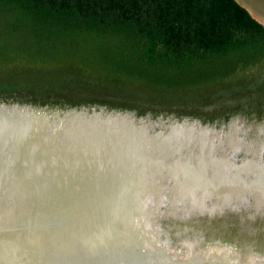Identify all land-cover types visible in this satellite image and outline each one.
Returning <instances> with one entry per match:
<instances>
[{
  "label": "bare ground",
  "instance_id": "obj_1",
  "mask_svg": "<svg viewBox=\"0 0 264 264\" xmlns=\"http://www.w3.org/2000/svg\"><path fill=\"white\" fill-rule=\"evenodd\" d=\"M47 111L18 104L1 105L0 137L5 138V134L10 132V147L6 150L10 151L8 153L10 156H5L4 159L11 158L14 161L16 149L19 154L18 161L22 162L23 157L26 158V153L23 151L35 149L39 158L48 157L49 167L58 171L56 177L48 173L51 181H47L49 186L45 187L47 192L42 203L46 212L50 214L45 200L49 198L52 202H61L84 185V181L81 183L76 178L82 176L78 174H82V170L87 168L83 165L87 162L88 166L90 158L101 152L99 140L103 137L98 130L106 126L107 134L110 133L112 123L106 124V122L113 120L112 115L106 116V113L109 114L108 111L103 113L95 111L94 115L88 116L82 112L72 119H64V116L58 118L52 112L55 110ZM193 121L194 123L187 126L174 123L175 125L171 124L172 127L170 126L167 132L151 134V137L143 136L147 154H150L149 151L156 152L161 156V161L165 159L168 162L170 166L168 175L162 173L168 182L159 188H153L149 181L134 186L135 192H129L130 202L140 201L146 209L151 203V208H154L151 218L157 217L161 204L166 205V210L162 213L180 218L199 213L210 215L216 212L222 213L225 208H238L245 205L246 201L249 203L251 201L253 216L256 217L260 210L264 213V159H262L264 138L261 136L264 132V124L257 125V131H254L257 137L251 136L253 139L245 136L244 121L237 117L233 118L230 124L220 127L216 124L205 125L196 118H193ZM118 124L124 125L125 121H120ZM136 135V130H132L124 137L127 151L138 149V145L130 142L131 139L136 138ZM240 152L249 153L251 156L238 160L235 155ZM1 159L0 157V161ZM25 167L26 165L22 163L16 176L9 179V175H6L0 183V264H22L32 260L33 253L29 254V251H26L25 254L19 255L18 251L28 238L26 231L37 230L39 236L40 230H43L35 222L33 225L26 223L31 214L30 206L20 204L22 196L18 187L21 185H14L25 184L28 178L38 176L39 167L35 169L33 176L28 171V178H22V169ZM68 167L73 173L72 176H64V170ZM156 190L163 192L157 193ZM15 203L18 205V211L12 210ZM58 209L62 213L63 205H59ZM140 218L136 216L133 223L132 221L128 223V227H120L123 228L121 241L123 246L141 249L137 250L135 255L140 256L146 263L168 264L177 260L185 264H261L255 259L257 257H251L246 262L240 261L236 258V254L226 251L224 247L194 252V246L190 245L186 257L180 258L178 254L170 251L168 245L163 250H159L156 247L157 237L143 229V225L145 229L146 226L148 227V218L145 219L143 216ZM72 232L75 235L72 237L73 245L71 243L66 246H52L55 252L52 255L54 259L67 256L71 264H76L80 257L76 248L84 246L76 231L72 230ZM53 242L57 243V241ZM42 247L39 245V248ZM59 249H63L61 255L55 251ZM190 260L194 263H189Z\"/></svg>",
  "mask_w": 264,
  "mask_h": 264
},
{
  "label": "trees",
  "instance_id": "obj_2",
  "mask_svg": "<svg viewBox=\"0 0 264 264\" xmlns=\"http://www.w3.org/2000/svg\"><path fill=\"white\" fill-rule=\"evenodd\" d=\"M19 59L187 90L264 62V26L236 0H0V63Z\"/></svg>",
  "mask_w": 264,
  "mask_h": 264
},
{
  "label": "water",
  "instance_id": "obj_3",
  "mask_svg": "<svg viewBox=\"0 0 264 264\" xmlns=\"http://www.w3.org/2000/svg\"><path fill=\"white\" fill-rule=\"evenodd\" d=\"M236 1L244 7L255 20L264 26V0ZM47 110L45 109V111L51 112L49 109ZM74 110V112L60 110L52 112H54L58 118L64 116V119H72L76 114L79 113L80 115L82 112H85L82 114L86 116L95 114V111ZM104 111L105 110H100L96 112L103 113ZM108 115H112L113 120V122H106V124L112 123L111 132L107 134L106 126L98 130V133H101L100 135L103 137L102 140H99L101 152L94 158H90L88 161L90 164L88 166L87 162L83 165V167L87 168L82 170V174H78L82 176L76 178L79 179L81 183L84 181V185H81L61 202H52L49 198L45 200V204L50 210L51 215L46 212L42 203L47 192L45 187L49 186L47 181H51L48 173L56 177L58 171L49 167L50 163L48 162V157L44 159L39 158L35 149L23 151L26 153V158L23 157L24 162L18 161L19 154L16 152V149L14 152V161L11 158L4 159L5 156H10L8 155L10 151H6L10 147V132L5 134V138L4 136L0 137V157L2 158L0 161V183L1 180L6 178V175H9V179L16 176L22 163L26 165V167L22 169V178L26 179L28 178V171L33 176L35 169L39 167L38 176L28 178V182H25V184H14L21 185V187H18L21 194L20 196H22L20 204H29L30 206L31 214L26 223L33 225L35 222L43 229L40 230L41 233L39 236L37 230L26 231L28 238L25 239L18 254H25L26 251H29V254L33 253L34 255H31L32 260H28L22 264H71L70 261L67 260V256L66 258L58 257L54 259L52 255H54L55 252L52 246H66L71 243V245H73L74 241H72V237L75 235L72 230L76 231L84 246H78L79 248L74 246L80 253V257L77 259L76 264H150L144 262V260L142 261L140 256L135 255L137 250L141 249H132V246H123L121 241V231L123 228L120 229V227H128V223L131 221L133 223V219L136 216L138 218L141 216L145 219L148 218V227L146 226L145 229L143 225V229L144 231L152 232L154 236L157 237L158 242L156 247L159 250H163L164 247L168 245L171 249L169 250L178 254L180 258L181 256L186 257L190 245L194 246V252H204L211 248L224 247L226 251L234 253L233 255L236 254V258L240 261L246 262L251 257H257L255 259L260 261L261 264H264V233L259 236L255 243L250 242V240L246 241L248 239H243L239 235L240 237L237 241H232L230 239V242H232L230 245L225 244L224 241L216 242V237L210 239L208 234H212L211 232H207L208 234L206 235V233L203 232L197 233L196 229L190 230L192 233L191 235H179L180 238H178L177 241L165 239L164 236H168L169 231L164 229V220H171L173 222V219H175L178 224H181L180 222L183 223L187 217L167 216V214L162 213L166 210V205L161 204L158 209L159 212L157 217L151 218V213L154 212V208H151V203L148 205V209H146L142 206L140 201L135 202L131 200L130 202L129 200V192L134 193V186H138V184H144L149 181L153 188H159L168 182V179L164 178L162 174L165 173L168 175V169H170L168 162L165 159L161 161V156L156 152L149 151L150 154H147L146 141L143 139V136L146 135V137H151V134L161 131L167 132L171 124L174 123L185 126L190 125L194 123L192 119L184 118L153 122L149 118H138L127 113H115V111H110L109 114L106 113V116ZM120 121H125V124L120 126L118 124ZM228 124H230V122ZM164 125L167 127L165 128ZM131 129L136 130L137 135L136 138H133L134 140L131 139L130 142H134L135 145H138V149H129L127 151L124 137L131 133ZM140 130L142 131L141 133ZM245 131L246 130H244V133ZM240 153L244 156L241 160H244L246 156H251V154L246 152ZM240 153L235 155L236 158L240 157ZM21 159L20 152V160ZM262 159H264V153ZM238 160L240 159L238 158ZM238 160L236 161L238 162ZM75 173L77 175V172ZM160 174H162L161 177L157 178ZM66 175H73L69 167L64 170V176ZM160 189L162 190V188ZM156 192L161 193L163 191L156 190ZM59 205H63L62 213L58 209ZM244 207H249L251 212L254 211L251 206V201L250 203L246 201L245 205L238 208L227 207L222 213L228 209H235L238 211ZM17 208V203L13 204L12 210L18 211ZM261 212L260 210L258 214ZM218 214H221V212H216L214 215L199 213L188 217L194 215L212 217ZM252 217L257 218V215L255 217L252 214ZM141 221L144 222L143 220ZM53 241H57V243ZM39 245L43 247L39 248ZM259 245H261V247ZM63 249L55 251L61 255ZM69 249L70 248H68V250ZM182 263L185 264L177 260L168 262V264ZM189 263L194 262L190 260Z\"/></svg>",
  "mask_w": 264,
  "mask_h": 264
},
{
  "label": "rangeland",
  "instance_id": "obj_4",
  "mask_svg": "<svg viewBox=\"0 0 264 264\" xmlns=\"http://www.w3.org/2000/svg\"><path fill=\"white\" fill-rule=\"evenodd\" d=\"M121 68L138 70L126 64ZM104 77L99 80L96 71L73 63L51 64L24 59L2 62L0 106L18 104L60 111H115L150 118L153 122L196 118L219 127L237 117L244 121V134L248 138H256L257 125L264 124V62L237 70L209 85L178 91L156 88L131 78ZM58 78L61 80L57 81ZM4 81L12 84L10 90H5ZM261 136L264 138V132ZM239 155L241 160L244 156ZM186 220L181 224L175 219L173 222L164 220V229L169 231L165 239L177 241L179 235H191L190 230L196 229L197 233L206 235L211 232L210 239L216 237V242L230 245V239L237 241L240 236L255 243L264 233V214L253 218L249 207L238 211L228 209L212 217L194 215Z\"/></svg>",
  "mask_w": 264,
  "mask_h": 264
}]
</instances>
